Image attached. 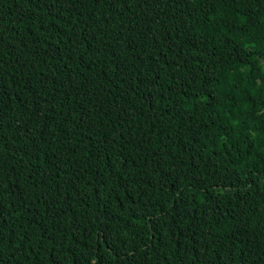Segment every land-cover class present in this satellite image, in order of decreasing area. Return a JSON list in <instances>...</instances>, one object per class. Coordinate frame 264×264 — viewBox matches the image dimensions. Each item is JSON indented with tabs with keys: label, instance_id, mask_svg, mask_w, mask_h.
<instances>
[{
	"label": "trees",
	"instance_id": "1",
	"mask_svg": "<svg viewBox=\"0 0 264 264\" xmlns=\"http://www.w3.org/2000/svg\"><path fill=\"white\" fill-rule=\"evenodd\" d=\"M0 264H264V0H0Z\"/></svg>",
	"mask_w": 264,
	"mask_h": 264
}]
</instances>
